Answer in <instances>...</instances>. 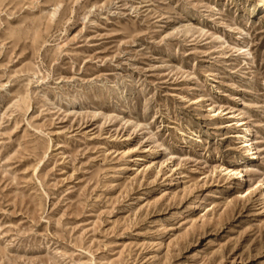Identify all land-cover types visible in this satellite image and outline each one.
Masks as SVG:
<instances>
[{"label": "rangeland", "instance_id": "374dc122", "mask_svg": "<svg viewBox=\"0 0 264 264\" xmlns=\"http://www.w3.org/2000/svg\"><path fill=\"white\" fill-rule=\"evenodd\" d=\"M0 264H264V0H0Z\"/></svg>", "mask_w": 264, "mask_h": 264}, {"label": "bare ground", "instance_id": "6f19581e", "mask_svg": "<svg viewBox=\"0 0 264 264\" xmlns=\"http://www.w3.org/2000/svg\"><path fill=\"white\" fill-rule=\"evenodd\" d=\"M244 123H245L244 121L241 122L242 125H243ZM245 146H246V147H249V146H250V147L253 148L254 145H253L252 141L246 140V141H245Z\"/></svg>", "mask_w": 264, "mask_h": 264}]
</instances>
